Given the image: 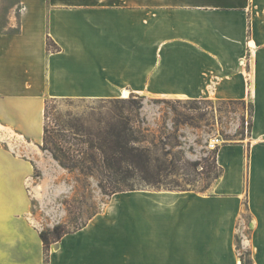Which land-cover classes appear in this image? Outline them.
Instances as JSON below:
<instances>
[{
	"label": "crops",
	"instance_id": "obj_1",
	"mask_svg": "<svg viewBox=\"0 0 264 264\" xmlns=\"http://www.w3.org/2000/svg\"><path fill=\"white\" fill-rule=\"evenodd\" d=\"M124 91L247 102L252 126L208 191L117 192L47 258L67 209L38 188L72 174L11 137L40 147L48 99ZM0 264H264V0H0Z\"/></svg>",
	"mask_w": 264,
	"mask_h": 264
},
{
	"label": "rangeland",
	"instance_id": "obj_2",
	"mask_svg": "<svg viewBox=\"0 0 264 264\" xmlns=\"http://www.w3.org/2000/svg\"><path fill=\"white\" fill-rule=\"evenodd\" d=\"M120 114L131 118L138 129L146 132L157 146V156L163 158L166 148L181 152L189 160L203 161L204 170L202 165L197 170L185 166L179 174L163 176L165 185L161 190L208 191L217 180L218 171L209 167L215 151L209 146L210 140L219 137L221 144L246 138L251 129L252 108L243 101L159 99L137 94L113 99L64 98L50 101L46 122L50 128H67L83 134L86 130L97 132ZM13 139L21 141L26 157L36 156L43 167L54 161L51 153L42 150L39 144L21 136L13 135ZM70 172L67 183H58L59 176L50 169L38 190L61 198L67 209V219L62 223L66 229L74 230L94 213L102 211L110 197L99 187L96 176H83L77 170ZM35 174L39 175V170ZM27 187L33 189L32 185ZM135 188L160 190L138 181ZM130 191L134 190L125 192Z\"/></svg>",
	"mask_w": 264,
	"mask_h": 264
},
{
	"label": "trees",
	"instance_id": "obj_3",
	"mask_svg": "<svg viewBox=\"0 0 264 264\" xmlns=\"http://www.w3.org/2000/svg\"><path fill=\"white\" fill-rule=\"evenodd\" d=\"M48 47L57 48L50 39ZM54 99L46 102L41 149L49 151L69 171L77 170L83 176H96L99 187L109 197L117 192L136 190L137 181L144 186L160 189L165 185L163 176L179 174L185 166L197 170L202 165V160H189L181 152H173L171 149L165 148L163 158L157 156L156 144L148 138L146 132L135 126L131 118L122 114L117 115L115 120L108 121L97 132L86 130L81 134L68 131L67 128H50L46 121L49 103ZM251 108L253 109L252 105ZM250 125L252 126V120ZM217 152L218 148L215 149L213 162L209 166L218 170L216 179L222 173V168L217 163ZM205 160L208 161V158ZM202 167L204 170L205 166ZM85 224L86 222L74 230ZM71 231L73 230L66 229L65 224L59 223L52 230L41 232L47 258L51 244Z\"/></svg>",
	"mask_w": 264,
	"mask_h": 264
},
{
	"label": "built area",
	"instance_id": "obj_4",
	"mask_svg": "<svg viewBox=\"0 0 264 264\" xmlns=\"http://www.w3.org/2000/svg\"><path fill=\"white\" fill-rule=\"evenodd\" d=\"M220 141H221V139L219 137H215V138L210 140L209 146L212 149H216L219 147Z\"/></svg>",
	"mask_w": 264,
	"mask_h": 264
},
{
	"label": "bare ground",
	"instance_id": "obj_5",
	"mask_svg": "<svg viewBox=\"0 0 264 264\" xmlns=\"http://www.w3.org/2000/svg\"><path fill=\"white\" fill-rule=\"evenodd\" d=\"M123 96H125V97L130 96V92L129 91H124Z\"/></svg>",
	"mask_w": 264,
	"mask_h": 264
}]
</instances>
